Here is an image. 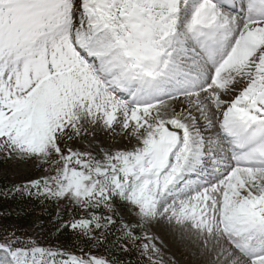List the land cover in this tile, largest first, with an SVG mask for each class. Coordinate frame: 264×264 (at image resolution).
<instances>
[{
	"label": "snow or ice",
	"instance_id": "obj_1",
	"mask_svg": "<svg viewBox=\"0 0 264 264\" xmlns=\"http://www.w3.org/2000/svg\"><path fill=\"white\" fill-rule=\"evenodd\" d=\"M86 126L136 143L65 151ZM0 154L53 173L17 191L85 211L119 200L219 264H264V0H0ZM102 219L71 228L91 238ZM80 253L0 237V264H111Z\"/></svg>",
	"mask_w": 264,
	"mask_h": 264
},
{
	"label": "trees",
	"instance_id": "obj_2",
	"mask_svg": "<svg viewBox=\"0 0 264 264\" xmlns=\"http://www.w3.org/2000/svg\"><path fill=\"white\" fill-rule=\"evenodd\" d=\"M45 167L47 165L41 163L34 170L36 174H43L39 180L52 173L45 171ZM26 184L10 176L0 177V237L15 232L21 240L31 239L39 246L78 255L83 249L85 253L108 258L111 264H151L148 254L144 253L141 238L136 235L137 230L131 232L135 239L127 237L128 230L114 209L111 212L103 208L85 211L66 199L51 200L36 196L35 190L33 195L16 190ZM114 206L121 210L128 208L119 200L114 201ZM92 214L111 216L114 222L102 219L104 226L93 229L91 238L81 234L79 229L71 228L72 223L90 219ZM31 222H35L41 231L29 237L27 228Z\"/></svg>",
	"mask_w": 264,
	"mask_h": 264
},
{
	"label": "rangeland",
	"instance_id": "obj_3",
	"mask_svg": "<svg viewBox=\"0 0 264 264\" xmlns=\"http://www.w3.org/2000/svg\"><path fill=\"white\" fill-rule=\"evenodd\" d=\"M241 87L242 85H237L238 90ZM228 98L225 97V99ZM181 106L179 102H176L177 110ZM86 133L82 134L79 138L63 144L62 148L65 151L71 148L81 152H90L102 160L103 154L101 153V149L106 151L132 150L136 143L134 140H130L125 135H122L119 128L114 132H108L100 127L92 128L86 126ZM41 163L35 159H18L14 156L6 158L3 154H0V177L10 176L29 184L32 181L39 180L43 175L34 172ZM115 210L128 230H137L136 235L141 238L143 245L155 244V247L159 249V253L149 251L147 254L159 264H200L199 262L203 260L202 252L199 249L204 245L192 233L185 232L169 224L166 220H160L151 225L139 226L137 217L131 207L128 206L124 211L118 208H115ZM40 231L41 229L38 228L35 222H31L27 228L29 237L36 235ZM145 235L149 236L151 240L144 239ZM205 264H210V262L206 261Z\"/></svg>",
	"mask_w": 264,
	"mask_h": 264
},
{
	"label": "bare ground",
	"instance_id": "obj_4",
	"mask_svg": "<svg viewBox=\"0 0 264 264\" xmlns=\"http://www.w3.org/2000/svg\"><path fill=\"white\" fill-rule=\"evenodd\" d=\"M238 90V89H237ZM228 98V97H227ZM224 246L228 247L227 243L224 242ZM211 247V245H209V247H205L203 246L201 249H199L202 252V261H200V264H205L206 261H209L210 264H219V261H217L215 259L217 252L220 250L219 248H217L215 251H210L209 248ZM222 259V258H221Z\"/></svg>",
	"mask_w": 264,
	"mask_h": 264
}]
</instances>
